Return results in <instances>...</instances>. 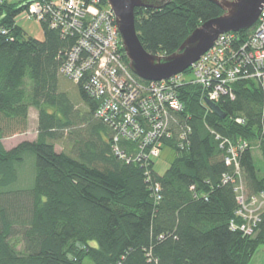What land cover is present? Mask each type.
I'll return each instance as SVG.
<instances>
[{"label":"trees","instance_id":"16d2710c","mask_svg":"<svg viewBox=\"0 0 264 264\" xmlns=\"http://www.w3.org/2000/svg\"><path fill=\"white\" fill-rule=\"evenodd\" d=\"M21 12L20 3L0 0V264H250L264 247V219L251 236L230 228L241 220L235 186L222 180L234 169L216 136L255 142L261 99L255 84L236 83L234 100L218 102L222 120L200 88L182 86L184 110L173 115L174 136L162 140L175 157L158 175L155 161L126 163L115 154L113 132L95 118L98 103L60 74L74 38L44 24L42 41L29 38L16 23ZM221 14L207 0H173L158 11L135 9V31L146 53L169 56ZM60 76L77 89L82 111L60 90ZM30 109L37 112L35 140L4 150L1 141L26 133ZM60 140L68 154L55 152ZM118 148L136 152L123 141ZM259 153L264 167V141ZM26 154L34 158L31 186L15 188ZM239 166L247 195L264 192V168L253 152H244Z\"/></svg>","mask_w":264,"mask_h":264},{"label":"built area","instance_id":"2783aa9c","mask_svg":"<svg viewBox=\"0 0 264 264\" xmlns=\"http://www.w3.org/2000/svg\"><path fill=\"white\" fill-rule=\"evenodd\" d=\"M13 1L20 3V15L58 31L63 38H74L60 74L73 84L81 83L86 95L98 103L95 118L111 129L114 152L126 163L147 166L159 157L162 140L174 136L170 131L173 115L184 110L178 97L182 86L200 88L204 98L217 105L224 98L234 100L236 83L255 84L261 95L255 144L216 136L225 165L234 169L233 177L223 176L222 180L235 186V216L241 220L230 228L253 235L264 219V192L247 195L239 159L246 151H259L264 141V6L247 38L239 33L221 35L187 73L161 82H140L128 69L115 18L102 0ZM234 121L244 124L242 118ZM186 133L189 130L178 134L177 140H184ZM122 141L135 146L134 155L119 151ZM154 192H159L158 187Z\"/></svg>","mask_w":264,"mask_h":264},{"label":"water","instance_id":"95a60500","mask_svg":"<svg viewBox=\"0 0 264 264\" xmlns=\"http://www.w3.org/2000/svg\"><path fill=\"white\" fill-rule=\"evenodd\" d=\"M115 18L125 60L130 72L144 82H161L180 75L197 62L216 42L227 33L250 30L264 6V0H207L222 12L196 28L169 56H152L141 47L135 31L134 10H162L173 0H104ZM208 110L217 118L226 115L220 108L203 99Z\"/></svg>","mask_w":264,"mask_h":264},{"label":"rangeland","instance_id":"374dc122","mask_svg":"<svg viewBox=\"0 0 264 264\" xmlns=\"http://www.w3.org/2000/svg\"><path fill=\"white\" fill-rule=\"evenodd\" d=\"M16 23L27 37L37 41L43 40V31L39 23L26 18L24 14L19 15L16 18ZM185 77L191 78V75L185 74ZM59 88L62 91L64 90L67 91L69 94V98L71 99V101L75 103L78 111H82L83 107L77 101L78 99L77 89L61 76L59 78ZM36 131H37V112L34 109H30L28 114V129L26 133L21 135H14L10 138H7L1 141V144L4 150L10 151L23 141H28V142L34 141L36 138ZM253 144H255V142H253ZM55 152L56 153L64 152L68 154L69 153L68 144H66V142L64 143V140H60L59 142H56ZM253 156L256 161V166L263 170L264 167L262 165L259 151H253ZM174 157L175 155L173 151L167 148H163L161 150V153L159 154V157L154 160L155 161L154 169L156 173L158 175H162L168 169ZM33 166H34V158L30 154H26L24 156L23 163L17 168L19 181L13 187L27 188L31 186V182L33 179ZM262 261H264V247L258 249L250 264H261Z\"/></svg>","mask_w":264,"mask_h":264},{"label":"crops","instance_id":"0c3cea01","mask_svg":"<svg viewBox=\"0 0 264 264\" xmlns=\"http://www.w3.org/2000/svg\"><path fill=\"white\" fill-rule=\"evenodd\" d=\"M263 263H264V261L261 262V264H263Z\"/></svg>","mask_w":264,"mask_h":264},{"label":"bare ground","instance_id":"6f19581e","mask_svg":"<svg viewBox=\"0 0 264 264\" xmlns=\"http://www.w3.org/2000/svg\"><path fill=\"white\" fill-rule=\"evenodd\" d=\"M217 41V40H216Z\"/></svg>","mask_w":264,"mask_h":264}]
</instances>
